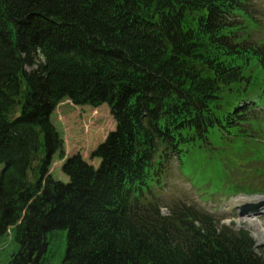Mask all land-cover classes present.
I'll return each instance as SVG.
<instances>
[{"label":"trees","instance_id":"trees-1","mask_svg":"<svg viewBox=\"0 0 264 264\" xmlns=\"http://www.w3.org/2000/svg\"><path fill=\"white\" fill-rule=\"evenodd\" d=\"M252 0H0V241L9 264H264L248 231L183 199L170 154L215 155L213 194H264V41ZM108 105L117 127L65 184L57 106ZM237 156L233 158V156ZM192 174L190 169H183ZM214 173V172H213ZM215 173V177H218ZM243 183H239V181ZM217 181V180H216Z\"/></svg>","mask_w":264,"mask_h":264},{"label":"rangeland","instance_id":"rangeland-1","mask_svg":"<svg viewBox=\"0 0 264 264\" xmlns=\"http://www.w3.org/2000/svg\"><path fill=\"white\" fill-rule=\"evenodd\" d=\"M254 19L259 27L254 30V39L264 41V0H252ZM53 124L63 133L66 142V155L71 158L81 153L90 163L91 154L104 143L107 135L116 129L114 117L107 105L100 109H92L89 106L74 107L69 103L63 104L52 115ZM237 157L236 155L233 158ZM215 155L206 152L193 154L185 160L182 169H190L192 174L187 176L182 172L176 160H171L165 170L166 180L164 189L160 190L159 197L163 200V215H168L167 205L174 198L183 199L189 203L195 201L196 204L207 211L217 214L219 217L226 218V225H233L235 229H244L250 233L255 241V250L258 255L264 258V217L242 219L238 216H232L231 212L236 203L240 200V196L227 202L222 194L213 196L210 192L215 190L217 182L222 179L221 173L215 169ZM92 162V161H91ZM92 163L96 168L100 166V160ZM64 162L55 158L51 175L55 180L68 183L69 178L62 172ZM3 166L0 165V173ZM214 172V173H213ZM217 173L218 177H215ZM217 180V181H216ZM243 183V181H239ZM193 187H191L190 185ZM201 193V194H200ZM205 193V194H202ZM209 193V194H208ZM211 197V201L199 203V197L206 195ZM49 251L46 254L48 264H63L67 253V232L54 231L49 235ZM18 251V245L15 243L12 234L0 241V264H9V259Z\"/></svg>","mask_w":264,"mask_h":264},{"label":"bare ground","instance_id":"bare-ground-1","mask_svg":"<svg viewBox=\"0 0 264 264\" xmlns=\"http://www.w3.org/2000/svg\"><path fill=\"white\" fill-rule=\"evenodd\" d=\"M241 214V213H240Z\"/></svg>","mask_w":264,"mask_h":264}]
</instances>
